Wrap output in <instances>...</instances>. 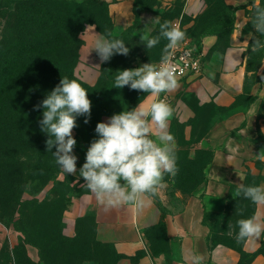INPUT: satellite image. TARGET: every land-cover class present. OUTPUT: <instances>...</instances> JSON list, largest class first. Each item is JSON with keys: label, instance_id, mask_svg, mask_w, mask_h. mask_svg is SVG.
Listing matches in <instances>:
<instances>
[{"label": "crops", "instance_id": "1", "mask_svg": "<svg viewBox=\"0 0 264 264\" xmlns=\"http://www.w3.org/2000/svg\"><path fill=\"white\" fill-rule=\"evenodd\" d=\"M104 1L113 21L114 34L120 35L135 25L136 0ZM226 1L237 8V26H240L244 5L247 3L244 0ZM201 6L200 0L187 2L189 10ZM155 18L158 19L156 12H142L136 32L150 30L152 33L157 24L150 21ZM88 25L95 26L92 30L94 33L104 35L97 24ZM217 38L215 34L202 37L200 50L206 57L203 70L179 78L180 86L167 93L172 99L170 105L173 115L169 130L173 135L174 122L185 124L187 130L192 129V121L204 117L209 122L198 148L210 151L211 158L203 166L202 183L190 195L184 198L179 192L172 193L171 181L174 180L166 176L165 187L160 189L152 198V203L141 213L128 206L105 212L88 190L81 186L84 184L83 178L75 183L78 172L77 176L72 175L77 192L72 197L71 206L65 210L64 219L71 226H76L82 219H91L92 245L98 250L93 264H185V249L201 255L204 258L203 264L240 263L241 255L236 249L222 244L210 248V227L205 223V213H224L233 190L241 183L245 185L247 172L258 170H255V139L259 128L260 100L253 97L247 103L241 101L247 89V63L242 58V51L235 46L226 50L213 49ZM90 40L89 36L83 38L76 73L88 82H94L103 63L96 51L90 50ZM181 43L199 48L195 37ZM161 96L147 95L139 104L150 107ZM229 145L238 146V153L232 154ZM82 165L77 163V169ZM254 215L264 220V207L256 206ZM162 221L165 223V237L159 238L154 228ZM5 228L8 232L9 229ZM1 232V236L6 234L2 226ZM263 241L264 234L258 239L247 240L244 250L254 253ZM27 249L31 262L39 264L37 249L33 246H27ZM251 264H264V254H258Z\"/></svg>", "mask_w": 264, "mask_h": 264}, {"label": "clouds", "instance_id": "2", "mask_svg": "<svg viewBox=\"0 0 264 264\" xmlns=\"http://www.w3.org/2000/svg\"><path fill=\"white\" fill-rule=\"evenodd\" d=\"M245 3L248 0H244ZM150 22L159 24V34L152 36L150 30L140 34V41L147 49L157 46L161 39L167 41L158 64L145 63L135 69L119 71L114 79L115 88L128 86L151 96L171 93L179 86V75L183 69L175 62V50L185 39V33L171 21ZM252 26L259 37L251 43V51L264 49V5L255 4ZM95 26L88 25L82 33L91 37L90 50H95L101 63L114 55L128 56L130 49L120 38L96 34ZM43 108L40 129L47 134V151L55 157V163L63 174L83 178L85 187L95 201L107 212L128 206L141 213L152 203L160 189L165 187L166 176L175 177L177 166V144L169 130L173 108L165 100L153 102L150 107L139 104L131 110L113 114L106 122L96 124L97 138L86 151L85 162L77 169L78 157L74 154L77 144L73 130L78 127L77 118L91 117L92 102L88 91L76 79L62 77L59 84L47 94L33 110ZM55 147V151L52 149ZM232 154L238 146L229 145ZM264 162V149L256 155ZM236 197L250 200L257 207H264V185L239 184ZM243 215V209L239 211ZM237 242L258 239L264 234V220L259 215L237 221ZM230 236L232 232L228 233ZM203 257L193 250L185 249V264H203Z\"/></svg>", "mask_w": 264, "mask_h": 264}, {"label": "rangeland", "instance_id": "3", "mask_svg": "<svg viewBox=\"0 0 264 264\" xmlns=\"http://www.w3.org/2000/svg\"><path fill=\"white\" fill-rule=\"evenodd\" d=\"M202 6L197 9H188V0H140L139 10L142 12H156L160 22L165 20L171 21L185 33V39L193 38L197 30L203 25L210 26L220 19L217 29H222L219 34V48L226 50L231 46H235L242 51V58L247 63V89L246 93L241 97L243 103L249 102L251 98H259V128L258 135L255 139L256 154L258 155L264 149V49L259 52L251 51V43L259 37L252 26L253 9L255 4L264 5V0H249L244 5L245 9L242 12V20L240 26H237L238 14L237 8L234 10V18L230 12H225L218 16L217 5L221 0H200ZM226 1V0H225ZM227 3V1H226ZM228 4V3H227ZM229 5V4H228ZM151 9V10H148ZM10 8L0 7V48L2 53L11 49H6L9 39L13 35V26L18 16L14 14V22L8 23L4 12ZM233 12V13H234ZM14 13H20V10H15ZM40 14V13H39ZM33 13V15H38ZM234 20V22L232 21ZM58 27L61 26V21H58ZM10 25V26H9ZM158 25V24H157ZM155 27L152 36L159 34V26ZM217 25V24H216ZM45 29H49L48 25L43 23ZM87 26V25H86ZM138 23L133 27L127 35L120 37L130 52L128 56L114 55L110 59V75L111 80L114 79L122 69H135L141 67L145 63H155L161 59L162 49L167 43L161 39L160 43L152 49H147L140 41L141 32H136ZM86 28V27H85ZM84 31V30H83ZM82 31V32H83ZM80 33V38L81 34ZM218 37V36H217ZM60 38V33L57 34ZM218 39V38H217ZM82 44L83 39L81 38ZM81 44V47H82ZM80 47V50H81ZM28 53L38 52L46 54L50 50H58L47 44L40 48H22ZM79 50V54H80ZM81 59V54L79 61ZM77 62V65L79 63ZM76 65V67H77ZM103 65V64H102ZM79 69V67H78ZM102 66L94 82H88L76 73L78 78L82 79L90 85H94L101 75ZM81 73V71H79ZM113 98H130L138 96L142 91L130 90L125 86L123 90L114 87ZM3 90V89H2ZM252 91H255L251 94ZM11 98L8 97L10 103ZM111 112L104 114L101 122H106L113 115V99ZM93 120V119H92ZM78 127L80 122L77 121ZM192 129L187 130L186 125L179 122L172 124L173 135L177 144V166L178 173L172 177L171 181L172 193H180L185 198L190 195L203 181V166L210 156L208 150H201L199 142L206 132L209 122L207 118L192 121ZM78 127L73 130L74 138L77 144L74 148V154L78 157L77 163L80 160L79 147L87 151L88 147L78 132ZM24 167L26 164H22ZM255 172H251L250 184L261 185L264 182V162L256 159L255 156ZM72 175L63 174L61 169L57 172L56 180H50L43 183L40 179L27 177V171L20 165L19 168H12L5 172L4 168L0 167V226L4 227L6 234L1 236L2 248L0 250V264H33L28 256L27 246H33L37 249L40 263L44 264L42 258L45 257V264H65V261L73 262L72 264H93V248H83V244L90 245L92 241V222L90 218L82 219L76 226L68 225L64 219L65 207L68 202L71 206V198L77 192ZM4 187L9 189L4 192ZM235 213L240 215V209H243V214L248 216V206L250 200L244 199L242 196L235 200ZM236 216V217H237ZM245 216V218H247ZM239 219V217H238ZM211 231L215 235L222 228V221L211 216L209 218ZM9 229L7 232L6 228ZM12 241H15L13 244ZM26 241H30L26 242ZM82 245V246H81ZM67 257V259H62ZM27 258V261L25 260ZM80 261V262H79Z\"/></svg>", "mask_w": 264, "mask_h": 264}, {"label": "trees", "instance_id": "4", "mask_svg": "<svg viewBox=\"0 0 264 264\" xmlns=\"http://www.w3.org/2000/svg\"><path fill=\"white\" fill-rule=\"evenodd\" d=\"M140 3V0L135 1L137 13L135 25L139 24L143 10L138 9ZM0 7L10 8L4 12L8 23L14 22V14L18 16L15 23L11 24L14 32L13 35L11 33L12 37L6 47V49L8 47L11 49L4 55L0 48V167L8 172L21 165L27 171V177L37 178L43 183H47L50 180H56L60 168L55 163L52 152L47 151L45 143L48 139L47 134L40 129L39 120L42 119L43 108L33 110L34 106L46 98L47 94L59 84L62 77L76 79L88 91V98L92 102L89 122L84 123L85 117L77 118V121L80 122L78 132L89 147L91 141L97 138L96 124L101 122L104 114L111 112L112 99L113 114H118L123 110L135 108L148 94L141 92L138 96L130 98L129 101L122 97L113 98L115 89L113 80L110 79V60L103 63L101 75L94 85L78 78L75 68L79 61V50L82 44L80 33L87 24L95 23L105 36L111 34L112 37L120 38L132 31L135 25L120 35L114 34L113 21L104 0H0ZM217 8L219 17L225 12H230L232 19L234 18L236 8L228 5L225 0H221ZM15 10H20V13H14ZM148 10L151 9L148 8ZM33 13L40 14L38 16ZM59 20L61 26L58 27ZM218 20L213 25H203L193 35L196 38L199 52H201L202 37L206 34L217 35L218 39L213 49H221L219 48V34L222 29H217L220 24V19ZM232 21L234 22V20ZM44 22L49 29L44 28ZM58 33H60V38H57ZM44 44L58 50H50L46 54L28 53L22 50V48H40ZM159 61L157 60L155 63ZM8 97L11 98L10 103ZM78 150L81 157L79 163L82 164L85 162L86 150L82 147H79ZM52 151H55V147ZM210 158L211 152L208 159ZM22 164H26V166L24 167ZM250 179L251 172L248 171L245 185L250 184ZM236 189L228 198L227 209L224 213H205V223L210 227L208 241L211 249L219 244L236 249L241 255L239 264H251L258 254H264V241L258 251L254 253H247L244 250L246 241L237 242L235 238L238 232L237 221L245 219L247 215L237 216L235 213ZM8 191L9 189L4 187V192ZM69 204L70 201L67 206ZM66 207L65 209H67ZM247 210V218H249L255 214L256 205L251 202ZM213 215L223 223L222 228L216 231L215 235H213L209 223V218ZM154 229L159 238L165 237L164 221ZM230 231L232 232L231 236L228 234ZM92 241H90V245L88 242L86 245L83 244V248H93ZM26 242L30 243V241ZM96 251L98 250L93 248L92 261L98 256ZM62 259H67V257ZM25 260L27 261V258ZM100 260L101 258H99V262ZM42 261L44 264L47 263L45 257L42 258ZM8 262L9 260L6 264ZM84 262L85 260L83 264ZM72 263L65 261V264Z\"/></svg>", "mask_w": 264, "mask_h": 264}, {"label": "built area", "instance_id": "5", "mask_svg": "<svg viewBox=\"0 0 264 264\" xmlns=\"http://www.w3.org/2000/svg\"><path fill=\"white\" fill-rule=\"evenodd\" d=\"M174 56L175 62L178 64L179 68L183 69L179 78L201 73L206 62L205 54L202 51L199 52L198 49L183 43H181L179 48L175 50ZM158 63L159 62L156 64ZM160 99L165 100L168 104L172 102L171 97L167 93L162 94L158 100Z\"/></svg>", "mask_w": 264, "mask_h": 264}]
</instances>
